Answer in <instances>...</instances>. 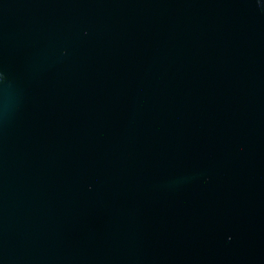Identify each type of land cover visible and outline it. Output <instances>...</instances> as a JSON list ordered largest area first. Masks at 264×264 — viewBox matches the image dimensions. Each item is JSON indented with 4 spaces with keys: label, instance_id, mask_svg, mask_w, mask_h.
I'll use <instances>...</instances> for the list:
<instances>
[{
    "label": "water",
    "instance_id": "95a60500",
    "mask_svg": "<svg viewBox=\"0 0 264 264\" xmlns=\"http://www.w3.org/2000/svg\"><path fill=\"white\" fill-rule=\"evenodd\" d=\"M0 264H264V0H0Z\"/></svg>",
    "mask_w": 264,
    "mask_h": 264
}]
</instances>
